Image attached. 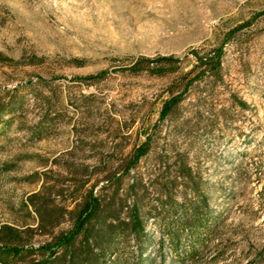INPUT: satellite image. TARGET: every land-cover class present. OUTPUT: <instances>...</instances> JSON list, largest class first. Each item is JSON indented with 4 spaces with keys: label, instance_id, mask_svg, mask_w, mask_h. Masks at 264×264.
Listing matches in <instances>:
<instances>
[{
    "label": "rangeland",
    "instance_id": "obj_1",
    "mask_svg": "<svg viewBox=\"0 0 264 264\" xmlns=\"http://www.w3.org/2000/svg\"><path fill=\"white\" fill-rule=\"evenodd\" d=\"M91 196L88 264H264V0H0V243L22 247L0 264H68L55 238Z\"/></svg>",
    "mask_w": 264,
    "mask_h": 264
},
{
    "label": "trees",
    "instance_id": "obj_2",
    "mask_svg": "<svg viewBox=\"0 0 264 264\" xmlns=\"http://www.w3.org/2000/svg\"><path fill=\"white\" fill-rule=\"evenodd\" d=\"M221 47L216 48L213 53L209 56H199L198 61L200 64H207L211 67L214 66H219L221 62ZM176 58L172 54H159L155 57H151L148 55H138L135 59V61L132 64V67H143V65H146L151 71L157 72V73H162L166 71V69H171L172 64H164L163 62L166 61H175ZM150 61H153L152 65H149ZM170 67V68H169ZM99 74H103L104 70H101L98 72ZM87 77H91V74L88 75ZM181 94H173L169 96L168 98H165L163 100L162 106L160 108V117L163 118L166 114H168L173 105L180 99ZM150 140L151 136L145 137L144 140H142L137 146H135L131 158L126 165V169L130 168L138 159L141 155L146 153L149 149L150 146ZM169 197V196H168ZM206 203L205 196L203 194L197 193V206L195 204H192V209L193 211L197 210V214L193 217V219H190L188 216L180 222L182 225L188 226L189 227V232L190 234L194 235L196 233L197 229V242L195 240L191 241V244L189 245V250L183 253L182 256H178L179 259L183 261L184 258L186 257H193V255L196 253L198 254V251L200 249L201 243H203V238L200 237L199 230L204 228L207 230L208 226L205 221H203V207L204 204ZM99 207V201L96 196H91L89 200H87L82 207V209L78 212L76 215V218L73 222V225L66 231L59 233L56 238L54 243L56 245H62L64 247V256H68V259H66L68 264H88L86 260L84 259V256H81L82 253L79 252L80 249H78L75 246V239L76 237L83 232L85 239L87 243L89 244V232L90 229L87 225L88 220L94 215ZM172 206H169V209ZM131 215L130 219L128 220V224L130 225V228L135 231L137 234L142 233L143 231V224L141 222V217L139 215L138 208L136 206H133L131 209ZM197 221V223H196ZM4 228H6L9 232L10 235H15V237L18 235L17 230L9 225H4ZM88 232H86V231ZM169 238L171 239V242L173 244V247L176 249V253L178 255L180 254V250L178 249L179 245V237H178V232L176 231H171L167 233ZM51 244H49V247ZM22 247H19L18 245H11L7 244L5 242L0 243V262L6 263L8 256L12 253H18ZM51 249V248H50ZM57 257H53L50 261L49 264H56Z\"/></svg>",
    "mask_w": 264,
    "mask_h": 264
}]
</instances>
